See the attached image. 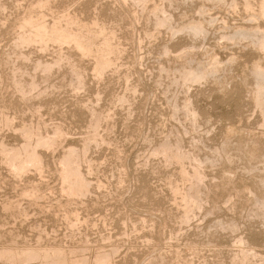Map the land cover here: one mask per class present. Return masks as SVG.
<instances>
[{
	"label": "rangeland",
	"instance_id": "obj_1",
	"mask_svg": "<svg viewBox=\"0 0 264 264\" xmlns=\"http://www.w3.org/2000/svg\"><path fill=\"white\" fill-rule=\"evenodd\" d=\"M37 1L38 0H0V119H2L0 122H3V128L0 130V140L3 139L0 141V143H2L0 148L2 146V149H4L2 152V149L0 150V227L3 226V229H0V243H2L0 246L6 245L8 248L13 247L14 249H12L14 251L22 252L23 249L29 246L39 244L44 247L47 245L45 248L48 251L50 250L49 252L51 253V256L53 255L54 259H62V257L59 256V254H61L64 259L66 258L67 264H71L70 258L72 256L75 258H82L86 256L85 258L87 259L88 264H92L93 262V264H95V262H98L99 258L103 254H108L107 256L111 260V264H264V258H262L264 257V214L260 213L261 211L259 212V209L255 211L257 206H255V203L253 202V194L250 192V188L253 187H255L254 189L257 188L256 190L258 192H262L264 190V187H260V189H258V183L260 181L258 180L260 179L259 175L262 176L264 174L261 173L264 172V168H261L264 167V148L261 146L258 148L260 151L263 150L262 152L258 150L259 154L261 153L259 157H252L254 160L256 159L255 161H257V163L259 161L260 164L251 160L252 158H250V156L249 160L246 159L248 157L245 155V152L240 153L238 150L239 147L245 146L244 149H248L247 146L252 147V145H254V141H256L258 137L259 139L264 140V117L260 114L258 108L255 107L252 100H250L251 90L254 87V78L253 76L251 77L252 74L250 73L251 71H249V69L252 70V67L256 62L255 60H257V62H264V58H261L263 55L256 48H254L249 40L247 41V39H244V42L243 40L228 42L229 39L226 37V35L231 34L229 32H233L237 26L239 27L244 24L245 26H250L251 23L248 21L250 16L248 13H257L259 1L245 0V2L250 1L251 4H253L254 1L257 2V4L254 2L255 4H253V7L256 8L254 11L250 10L251 12L244 10V7L241 5L245 3L244 0H238V2L237 0H215L213 2L212 0L211 2H208L209 0H174V2L173 0H54L55 3L53 0H46L47 2H45V0H40L41 2L38 1V4ZM39 2L41 6H39ZM35 3L36 6L38 5L37 7H35ZM218 3L221 4L219 5ZM237 3H241L240 9L239 4ZM42 4L45 6L48 4L49 7L48 5L46 6L48 10L51 9L50 7L54 10H58H55L56 12L54 10H50L51 14L47 8L44 9V5ZM230 4H233V6L235 4L236 5L235 7H230ZM3 6L5 8H3ZM31 6L34 7V9L31 8ZM64 6H67L66 10H64ZM26 7H29L27 8L28 10L31 9L30 13L33 14L35 19L38 18L41 13L39 9L42 10V8L40 7H43V18H38L37 21L33 20V24L36 22L34 25L42 22L41 20H43V22L46 20L44 23H49L50 25L55 22L65 25L67 24L65 14L68 10L70 15L73 14L71 17L75 22L74 24L71 20V31L75 34L80 33V36L83 37H87L90 33V36H88L89 39H87V41L89 40L88 42H91L93 39H97L99 41H96L101 43L102 40L98 38L99 30L105 26H107L105 29L107 28L106 30H108L110 27L109 31H113L111 37L114 40L111 41L112 39L110 37V43L114 42L115 45L111 43L112 48L115 46L117 49L116 50L115 47L113 48L114 54L111 56L117 61L113 60L115 62L112 63V68L110 67L111 65L107 67L105 69V73L107 72V75L103 73L104 75H102L103 77L101 78L98 75L96 76L93 71V67H95L94 56H78L73 47L71 46L70 48L69 45L61 48L58 46V43H54L56 45L52 42L45 44L44 42L39 43V40H33L30 29L34 25L31 24L32 26H28L29 28L26 27V29L30 32L19 26L21 20L25 19V14L23 12ZM200 7H205L204 9H206V12L202 11L203 9ZM59 8L63 9L60 10ZM163 8L164 10L161 11ZM241 8H243V10ZM27 9V12H25L30 16L31 14ZM72 11L74 13H72ZM58 13H60V15ZM246 13L247 15H245ZM36 14H38V16ZM44 14L47 17H44ZM28 15L26 17H28ZM63 15L65 19L63 18ZM75 15L79 16L76 17L78 20L75 19ZM56 16L60 17L56 18ZM161 16L162 18L167 16V23H159L158 19H161L159 18ZM210 17L213 18L211 19ZM53 18L55 19L54 22L52 20ZM199 18H201V20L204 19L203 21L205 22L208 30L206 33L207 35H204L205 38L202 36V39L199 37V40H193V38L189 36L188 32L186 34V31L182 29L185 27L184 25H187V22L189 23L191 20H198ZM246 18L248 20H246ZM63 19L66 23L63 22ZM79 19L82 21L84 20L85 22L90 21L91 24L90 22L86 23H89V26L95 21L98 23L95 22V25L92 26L93 28L91 26L88 27V25L86 27L84 26L85 28H82L83 25H85V22H80ZM76 21L80 24L77 25ZM97 24H100V29H98L99 27ZM80 25H82V27ZM221 25H225L224 28L222 27L223 29L221 28ZM80 27L84 32L80 29ZM75 30L78 32L76 33ZM80 30L86 35H82ZM88 30L92 31L89 32ZM176 30L177 33L174 34ZM26 31L28 33H26ZM24 32L25 34L22 35ZM17 35H20L21 39H23V43H21L22 41H20V38H18L19 36ZM14 38L17 41H15ZM24 40H26L25 45ZM28 41H36L37 43H34V45L30 42L31 44L28 45ZM38 43L39 45H37ZM41 43H44L43 48L46 45L49 47H45L46 49H43L41 46L43 44ZM19 44L22 46H20L21 49L20 47L18 48ZM191 45L195 46L193 48L194 50L191 48ZM36 46L37 49H35ZM38 46H41V51L38 49ZM120 46H122L124 50ZM23 47L25 49H22ZM60 49H62V51L66 49L67 51L65 50L66 52L64 51L62 53ZM118 49L120 54L116 52ZM120 49H122V51ZM59 54L62 56L59 57ZM65 54L66 56H73V60H76L75 62L78 67H76V64H72V67L73 65L75 67H73L74 69H71V63L69 65L67 62L69 59L67 58V61H65ZM22 55L25 56V58H20ZM231 55H237V59H235V56L233 59V56ZM217 56L220 59H216L215 57ZM87 57L89 58L87 59ZM260 59L262 60L260 61ZM216 60H221L219 62L221 65H219L218 72L215 75L216 78L212 76L207 81L194 83L192 85L188 84L189 86L184 85L182 80H179L182 78L180 75L183 74L181 71L186 68L191 66L199 67L201 62H203L201 66L203 64L208 66ZM232 60H234L235 63ZM228 61H230V64ZM41 62H50L56 66L54 65L52 71L46 74L44 70H41ZM196 62L199 64L196 65ZM115 63L118 64L116 65ZM80 67H83V70ZM76 68L80 69L79 72L82 70L81 74L83 75L78 73L80 76H76L75 73L78 72L76 71ZM70 70H72V72ZM127 71L128 73H126ZM73 77H77L76 80L78 81H75L76 84L74 83L75 78ZM81 77H84L85 80ZM16 78H18V80ZM19 78L21 79L20 82ZM72 78L74 80H72ZM31 80L32 82H36L37 87L33 89L34 91L32 90L29 92L28 89H30L29 85L31 84ZM175 80L176 82L179 80V83L177 84L174 82ZM13 82H15L16 86ZM23 82L26 83L23 84ZM28 82H30V84ZM180 82L182 84H180ZM218 83H220V86ZM27 84L29 85L27 86ZM21 87L24 88V90L25 88L28 90H25L29 93H27L29 95V97L26 96L27 99H23V93L19 90ZM185 97L190 99L195 104L194 108L196 110L198 109V113L200 114L198 119L200 125L198 123L195 128L193 127L191 121L187 120L188 118L185 116L181 107L187 100ZM123 98L125 99L123 100ZM89 105L92 107V110L89 108ZM178 105L179 107L176 108L175 106ZM1 111L3 112L1 113ZM90 111L101 114L99 123H102H98L99 126L95 128L89 124L91 123L90 121H92L90 120L92 113ZM3 113H5L8 118ZM8 113L10 115H8ZM3 115L5 117L2 118ZM7 119L10 120L11 124H5ZM2 122L0 123V127H2ZM27 123L28 125L31 123L37 132L40 131L50 134H53L55 129H59L58 126H60V129L61 127L62 129H59L61 131L59 135L60 137L63 135V137H61L62 140L60 139L62 141L61 143L59 140L60 137L58 136L55 144H59L57 147L55 144V146H52L54 151L51 148H49V150H43L42 166L40 165L38 168H29V172H26L24 177L23 175L19 176L21 179V181H19L18 176L14 175L11 170H9L10 168L5 164L6 162H3L5 160L4 153L6 154L5 149L9 151L11 148L16 149L17 146L21 147L25 138L22 134V129H18V127L22 128ZM35 124H39L37 126L38 128ZM10 125L13 127H10ZM90 129L91 132H89ZM233 129L235 130L233 131ZM67 134L68 136H66ZM87 136H90V140L86 138ZM176 136L181 139H176ZM245 136L247 137L245 138ZM227 137L228 141L225 139ZM164 139L166 141L169 139V145L171 144L170 146L173 148L177 146V143L181 144L180 146H183V148H181L183 153H186V155L190 154V157L194 155L199 158L204 157V160L201 158L204 162L199 164V169L201 172V168L204 169L203 171L205 172L202 173H205L204 176L206 177L201 183V187L204 185L203 188H205V186L208 185L205 189V192H208L205 194L204 190H202L204 193H202V198L206 199H202V207L200 210H197V212L200 211V214H195V216L187 222L183 221L185 218L182 216L184 215V210H182V203L180 201L181 195L178 193L175 194L176 192L174 193V190H171L172 188H170V186L172 187L177 180L181 181H178L177 183H180L182 188L185 185V187H188L187 185L190 183H187L188 181L185 182V180L181 178L182 175L181 172H179L181 166L177 163V161H169L165 155H163L164 157L162 156V146L165 143ZM251 139L254 140L252 143H250L252 141ZM242 140L247 146L244 145L245 143ZM162 142L163 144L161 145ZM223 142H228L233 145L229 144L230 149L227 148V151L232 154V151L234 150V155L235 152L237 153L235 157L233 154L231 155L234 157L235 161L230 163L226 159L227 155L225 153L221 158L222 161L220 159L219 164H217L218 162L215 164L216 166L212 165L208 161H205V158L213 152V149H222L221 145H224ZM85 143H89L90 149H88L86 153L87 157L84 155L80 158V164L84 163L81 165V168L87 180H92L89 183L90 186L88 195L85 194L87 196H80V198H78V196H69L66 192L65 194L67 195H65L63 193L64 191H61L63 190L64 182L60 174L61 171L58 170L61 168L60 160L64 153L70 148L69 146L76 147L81 150ZM7 145H10L11 147ZM66 146L68 147L66 148ZM214 146L216 147L214 148ZM231 147L234 148L231 150ZM189 151H191V153H189ZM192 152H194L193 155H191ZM195 152L198 153L196 154ZM166 159L170 162V164ZM188 160L191 161L190 159H184V165L186 164L185 167H187V170L192 174L196 165H193L194 163H191ZM187 163L192 164L193 166H190ZM232 163L234 165H232ZM88 164H91L92 166H89ZM249 164L251 168L254 165L253 167L256 169L251 171ZM255 164H257V167ZM87 165L90 168H88ZM230 167L232 170L229 169ZM39 168L42 170L40 171ZM87 169L93 170L94 173L91 170L87 173ZM222 169L226 171V174H220V171H222V173L224 171ZM233 169H236L234 171L236 174H234ZM247 169H249V171ZM257 169L260 171L262 169L260 174H258L259 172H256L258 171ZM231 173H233V175H231ZM225 176H232L231 180L229 179V183L228 179H225ZM14 177H17V179L15 180ZM233 177H235V179ZM169 179L173 180V184L170 185V183H168L172 181ZM10 181H14V185ZM209 181H211V183ZM222 183L224 186L217 189L216 185H221ZM249 185L252 186L250 187ZM32 186L38 193L35 192V194L33 192L34 190L32 189ZM60 187L62 189H60ZM185 187L183 190L189 188ZM29 188L32 190H29ZM23 189L28 192L30 191L29 193L33 192L34 195L27 192L25 196L24 193L22 194V192H24L22 191ZM210 189H213V192H215H211ZM188 190H185V192ZM173 193L174 195H177V198L176 196L173 197ZM230 194H232V200L228 201ZM239 194L243 196H240ZM29 195H33L32 198H34V201H31L33 199H31ZM36 195L43 197L38 200L39 197ZM35 197H37V199ZM63 197L67 198L64 199ZM173 198H175V200H179V203L177 200V203H175ZM71 199L73 201H71ZM8 200H11L12 203ZM68 200L70 201L68 202ZM4 201H6V203H4ZM18 202L19 204H17ZM38 202L41 206L40 204L37 205ZM67 202L69 203L68 205ZM50 203L52 205H50ZM60 203L64 209H62ZM203 203L205 205H203ZM4 204L6 205L4 206ZM35 204L37 206H34ZM214 204L219 209L215 208ZM46 206L47 208L49 207L50 210H48L49 208L47 209ZM211 206H213L216 211H214ZM22 208L24 210L27 209V212H25ZM71 210L73 211V214L70 213L72 212ZM20 212L21 215H19ZM55 212L58 217L55 215ZM12 213H14V215ZM24 213L27 214V216L24 215ZM76 214L80 220L76 222L77 225L74 223L76 228L73 223L69 224L70 227L74 226L73 228H70L68 226V222H71L69 219ZM8 215L10 216L8 217ZM22 215L24 216L23 218ZM62 215L65 216L63 217ZM24 218L26 220H24ZM82 219H84V221ZM233 219L234 221H237V228L235 230H230L227 225L230 220ZM95 221L96 223L92 224V222ZM180 221H182V223H180ZM79 223H81L80 226ZM33 226L35 228H33ZM106 235L107 237L104 239ZM108 236H110L109 240H107ZM11 237L14 240L11 239ZM43 238L44 240H42ZM86 238L88 239V242ZM102 238L104 241H107L109 245L107 242V245H105ZM37 240L39 242H37ZM11 241H14V244ZM7 242L10 243V247ZM116 242L119 245L116 244ZM15 243L21 245L18 246ZM23 243H25V245H22ZM49 244L51 246H49ZM18 249H21L22 251H18ZM97 250L99 252H97ZM112 250L116 251V253H114L115 255ZM55 251L56 253L59 252L58 255ZM103 251H106L107 253ZM72 252L74 255H71ZM83 252H85V254ZM67 253H71V257L66 256ZM56 255L58 258L54 257ZM97 256H100L98 257V260ZM68 257L70 258L68 259ZM48 259L49 260L44 261L37 260L38 262L34 261L31 264H47V261H49L48 263L50 264H54L53 261L55 260H51L52 257ZM94 259L96 260L93 261ZM2 260L3 259H0V264H15V262L6 263ZM114 260H116V263ZM39 261L41 262L39 263Z\"/></svg>",
	"mask_w": 264,
	"mask_h": 264
},
{
	"label": "bare ground",
	"instance_id": "obj_2",
	"mask_svg": "<svg viewBox=\"0 0 264 264\" xmlns=\"http://www.w3.org/2000/svg\"><path fill=\"white\" fill-rule=\"evenodd\" d=\"M38 1H40V0H38ZM38 1H37V4H38ZM44 1V0H43ZM54 1V0H53ZM58 1V0H57ZM79 1V0H78ZM82 1V0H81ZM85 1V0H84ZM123 1V0H122ZM171 1V0H170ZM169 1V2H170ZM176 1V0H175ZM213 1H215V0H212V2ZM224 1V0H223ZM234 1V0H233ZM257 1V0H256ZM259 1V2H258ZM257 2L259 3L258 4V9H257V13L255 12V13H253V14H250V13H248L250 10H255V8L253 7V4H257V2H253V4H251V2L250 1H246L245 2V0H244V4H241V3H237V4H239V9H240V4L244 7V10H247L248 12V14H249V16H250V19L248 20L247 18H246V20H248V21H250V26L248 25V26H245V24L244 25H242V26H237V28L236 29H234V31L233 32H231L230 30V32L229 33H231V34H229V35H226V37L229 39H227L228 40V42L230 41H238V40H243V42H244V39L246 40L247 39V41L249 40L250 41V43L254 46V48H256L263 56H261V58L263 57L264 58V0H258ZM41 2V1H40ZM40 2H39V6H41V4H40ZM45 2H47L46 0H45ZM50 2V1H49ZM49 2H48V4H49ZM141 2V1H140ZM168 2V3H169ZM173 2H174V0H173ZM182 2V1H181ZM201 2V1H200ZM208 2H211V0H209ZM207 2V3H208ZM221 2V1H220ZM237 2H238V0H237ZM241 2V1H240ZM54 3H55V1H54ZM226 3V2H225ZM233 3V2H232ZM47 4V5H48ZM206 4V3H205ZM219 4V3H218ZM221 4V3H220ZM219 4V5H220ZM234 4V3H233ZM233 4H230V7L231 6H233ZM3 5V4H2ZM42 5H44V4H42ZM46 5V6H47ZM210 5V4H209ZM236 5V4H235ZM235 5L233 6V7H235ZM33 6V5H32ZM31 6V8H33L34 9V7H32ZM38 6V5H37ZM36 6V3H35V7H37ZM45 5H44V9L45 8H47ZM203 6H205V5H203ZM202 6V7H203ZM207 6V5H206ZM257 6V5H256ZM0 7H1V5H0ZM48 7H49V5H48ZM65 7V6H64ZM67 7V6H66ZM64 8V10H66L67 8ZM127 7V6H126ZM133 7V6H132ZM202 7H200V8H202ZM232 7V8H233ZM237 7V6H236ZM3 8H5L4 6H3ZM19 8V7H18ZM27 8H29V7H26V9ZM40 8H42V10L41 9H39V11H41V13H40V15H39V19H42L43 18V7H40ZM51 9L50 10H54V9H52V7H50ZM56 8V7H55ZM159 8V7H158ZM157 8V9H158ZM205 8V7H204ZM204 8H202L201 10L202 11H205L206 9H204ZM207 8V7H206ZM218 8V7H217ZM232 8H230L231 10H233ZM26 9H24V14H25V19L23 20H21V22H20V27H22V28H25L26 29V27H28V26H30L31 24L32 25H34V24H36V22L33 24V20H35V21H37V19L38 18H36L35 19V17L33 16V14H31L30 13V10H28L29 11V13L31 14L30 16L26 13L27 11H26ZM60 9V8H59ZM63 8H61L60 10H62ZM208 9V8H207ZM213 9V8H212ZM242 10H243V8H241ZM21 10V9H20ZM23 10V9H22ZM38 10V9H37ZM47 10H48V8H47ZM50 10H48V11H50ZM55 10H58V9H55ZM54 10V11H55ZM63 10V11H64ZM132 10V9H131ZM138 10V9H137ZM159 10V9H158ZM164 10V8L161 10V11H163ZM167 10V9H166ZM200 10V11H201ZM238 10V9H237ZM4 11V10H3ZM26 11V12H25ZM33 11V10H32ZM36 11V10H35ZM45 11V10H44ZM130 11V10H129ZM161 11H159V12H161ZM1 12V11H0ZM20 12V11H19ZM37 12V13H38ZM47 12V11H46ZM56 12V11H55ZM60 12V11H59ZM65 12V11H64ZM63 12V13H64ZM128 12V11H127ZM152 12V11H151ZM155 12V11H154ZM206 12V11H205ZM232 12V11H231ZM251 12V11H250ZM33 13H34V11H33ZM48 13V12H47ZM46 13V14H47ZM50 13H51V11H50ZM72 13H74L73 11H72ZM202 13V12H201ZM204 13V12H203ZM243 13V12H242ZM245 13V12H244ZM247 13L245 14V15H247ZM23 14V15H24ZM28 15V17H26L27 15ZM49 14V13H48ZM47 14V15H48ZM52 14V13H51ZM54 14V13H53ZM59 15H60V13H58ZM62 14V13H61ZM76 14V13H75ZM158 14V13H157ZM22 15V14H21ZM37 16H38V14H36ZM50 15V14H49ZM73 15V14H72ZM72 15H70V13H69V11L67 10L66 11V14H65V18H64V15H63V18L65 19V20H67V24H65V25H63V24H61V23H57V22H55V23H53L52 25H50L49 23V25L48 24H46V23H44V22H46V20L43 22V20H41L42 22H40V23H38L37 25H34V26H32L31 27V33H32V38H33V40H39V43L40 42H44L45 44L46 43H49V42H52L53 44L54 43H58V46H60L61 48H63L64 46H70V48H71V46L73 47V49H74V51L76 52V54L78 55V56H85V55H91V56H94L95 57V67H93L94 69H93V71H94V73L96 74V76L98 75V76H100L101 78L103 77L102 75H104L103 73H105V69L107 68V67H109L110 65V67L112 68V63L113 62H115V61H117V60H115L112 56V54H114V51H113V48L115 47V46H113V48H112V44L111 43H113V45H115L114 44V42H111L110 43V37L112 36V34H113V31H109V29H110V27H109V29L108 30H106L105 29V27H107V26H105L104 28H102V29H100V24L98 25L97 24V26L99 27H97L98 29H100L99 30V32H98V38L99 39H101L102 41H101V43L99 42H97V41H99V40H95V39H93L91 42H88L87 41V39H89L88 38V36H90L89 34H88V36L87 37H83V36H80V33H77L78 31L77 30H75V32L77 33V34H75V33H73L72 31H71V29H70V27H72L71 25H72V23H71V20H72ZM160 15V14H159ZM158 15V16H159ZM165 15V14H164ZM244 15V16H245ZM32 16V17H31ZM151 16V15H150ZM162 16H163V14H162ZM162 16L161 17H159V18H161V19H158L159 20V23H165L166 21H168V18H167V16H164L163 18H162ZM173 16V15H172ZM243 16V17H244ZM21 17V16H20ZM44 17H47V16H45V14H44ZM58 17H60V16H56V18H58ZM75 17V19H76V17H79L78 15L76 16H74ZM73 17V18H74ZM234 17V16H233ZM21 18H23V17H21ZM34 18V19H33ZM55 18V17H54ZM52 19L53 20V22L55 21V19ZM62 18V17H61ZM91 18V17H90ZM128 18V17H127ZM211 18V17H210ZM209 18V19H210ZM213 18V17H212ZM211 18V19H212ZM215 18V17H214ZM63 19V20H64ZM94 19H96V18H94ZM125 19V18H124ZM132 19V18H131ZM196 19V18H195ZM191 20V22H187L186 24L187 25H184L182 28V30H184V31H186L185 33L187 34V32H188V34H189V36H191L192 38H193V40L194 39H197V40H199V37H201V39H202V36L204 37V35L207 33V28H206V24H205V22L203 21V20H201V18H199L198 20ZM216 19V18H215ZM63 21L64 23H66V21ZM74 20V19H73ZM72 20V22H74ZM76 20H78V19H76ZM80 20V19H79ZM97 20V19H96ZM18 21V20H17ZM57 21V20H56ZM82 20H80V22H81ZM102 21V20H101ZM133 21V20H132ZM170 21H171V18H170ZM210 21V20H209ZM226 21V20H225ZM16 22V21H15ZM39 22V21H38ZM59 22V21H58ZM77 22V21H76ZM82 22H85L84 20L82 21ZM87 22H90V21H86L84 24L85 25H83V27H82V25H80L82 28H85L88 24H86ZM94 22V21H93ZM96 22V21H95ZM95 22L92 24V25H90L91 27L93 26V25H95ZM175 22V21H174ZM210 22H212V21H210ZM214 22V21H213ZM263 22V23H262ZM96 23H98V22H96ZM167 23V22H166ZM170 23V22H169ZM70 24V25H69ZM74 24H75V22H74ZM78 24H80L79 22H77V25ZM83 24V23H82ZM90 24H91V22H90ZM104 24V23H103ZM171 24V23H170ZM172 24H173V22H172ZM212 24V23H211ZM227 24V23H226ZM18 25V24H17ZM76 25V26H77ZM157 25V24H156ZM16 26V25H15ZM14 26V27H15ZM74 26V25H73ZM85 26V27H84ZM89 25H88V27H90ZM162 26H164V25H162ZM165 26H167V25H165ZM171 26V25H170ZM174 26V25H173ZM211 26V25H210ZM224 26L225 25H221V28L223 27L224 28ZM20 27H18L19 29H21ZM80 27V29L82 30V28ZM95 27V26H94ZM103 27V26H102ZM168 27H169V24H168ZM233 27V26H232ZM29 28V27H28ZM79 28V27H78ZM93 28V27H92ZM114 28V27H113ZM131 28H133V27H131ZM172 28V27H171ZM174 28V27H173ZM180 28V27H179ZM222 28V29H223ZM1 29V28H0ZM15 29V28H14ZM175 29V28H174ZM226 29V28H225ZM23 30V29H22ZM27 30V29H26ZM80 30V31H81ZM87 30V29H86ZM96 30V29H95ZM113 30V29H112ZM115 30V29H114ZM173 30V29H172ZM178 30V29H177ZM177 30H176V32H174V34H176L177 33ZM181 30V31H182ZM28 31V30H27ZM26 31V33H28V32H30V31H28L27 32ZM83 31V30H82ZM81 31V33H82V35H86V34H83V32ZM89 31V30H88ZM90 31H92V30H90ZM89 31V32H90ZM116 31V30H115ZM174 31V30H173ZM179 31H180V29H179ZM178 31V32H179ZM23 32V31H22ZM21 32V33H22ZM226 32V31H225ZM20 33V34H21ZM88 33V32H87ZM93 33H95V32H93ZM93 33H91V34H93ZM97 33V32H96ZM117 33V32H116ZM116 33H114V34H116ZM228 33V32H227ZM17 34V33H16ZM25 34V32L22 34V35H24ZM79 34V35H78ZM156 34V33H155ZM223 34V33H222ZM21 35V36H22ZM30 35V34H29ZM207 35V34H206ZM17 36H19L18 38H20V41H22L23 39H21V37H20V35H17ZM25 36H27V35H25ZM25 36H23V37H25ZM92 36V35H91ZM94 36H95V34H94ZM93 36V37H94ZM220 36H222V35H220ZM224 36V35H223ZM27 37H30V36H27ZM85 39H83V38ZM92 37V38H93ZM96 37V38H97ZM114 37V36H113ZM115 37H116V35H115ZM118 37V36H117ZM91 38V37H90ZM191 38V39H192ZM205 38V37H204ZM222 38V37H221ZM17 39V38H16ZM25 39V38H24ZM27 39H29V38H27ZM111 41H114L113 40V38L111 37ZM117 39V38H116ZM14 40H15V38H14ZM30 40V39H29ZM120 40V39H119ZM15 41H17V40H15ZM14 41V42H15ZM117 41V40H116ZM196 41V40H195ZM13 42V43H14ZM24 45L26 44V40H24ZM29 43H28V45H30L31 43L30 42H32V41H28ZM118 42V41H117ZM116 42V43H117ZM120 42V41H119ZM194 42V41H193ZM233 42H232V44H233ZM240 42H242V41H240ZM21 43H23V41L21 42ZM20 43V44H21ZM33 44L34 43H37L36 41L35 42H32ZM39 43L37 44V45H39ZM44 43H41V44H43V45H41L42 46V48H43V46H44ZM134 43V42H133ZM223 43V42H222ZM238 43V42H237ZM19 44V46H18V48L21 46ZM56 44H54V45H56ZM194 44V43H193ZM235 44V43H234ZM245 44V43H244ZM249 44V43H248ZM250 44V45H251ZM15 45V44H14ZM35 45V44H34ZM34 45H32V46H34ZM119 45V44H118ZM121 45V44H120ZM227 45V44H226ZM27 46V45H26ZM40 46V47H41ZM52 46V45H51ZM116 46H117V44H116ZM170 46V45H169ZM192 46V45H191ZM190 46V47H191ZM198 46V45H197ZM196 46V47H197ZM247 46V45H246ZM15 47V46H14ZM22 47V46H21ZM21 47H20V49H21ZM25 47V46H24ZM22 48V49H25V48ZM35 47V46H34ZM39 47V46H38ZM38 48L39 50L41 49V48ZM45 47H47V45L45 46ZM44 47V48H45ZM49 47V46H48ZM47 47V48H48ZM53 47V46H52ZM51 47V48H52ZM59 47V48H60ZM121 48H123L122 46H120ZM195 46H192L191 48L193 49ZM200 47V46H199ZM43 48V49H44ZM50 48V49H51ZM117 48H119V47H117ZM189 48V47H188ZM35 49H37V46H36V48ZM46 49V48H45ZM56 49V48H55ZM72 49V50H73ZM115 49H116V47H115ZM247 49V48H246ZM256 49H255V51H256ZM33 50V49H32ZM42 50V49H41ZM40 50V51H41ZM49 50V49H48ZM61 51H62V49H60ZM66 50V49H65ZM65 50H63L62 51V53L65 51ZM69 50V49H68ZM72 50H70V51H72ZM117 50V49H116ZM121 51H122V49H120ZM123 50H124V48H123ZM194 50V49H193ZM202 50V49H201ZM56 51V50H55ZM54 51V52H55ZM58 51V50H57ZM67 51V50H66ZM65 51V52H66ZM118 51H119V49H118ZM118 51H116L117 53H119L120 54V51L118 52ZM257 51V52H258ZM44 52V51H43ZM60 52V51H59ZM113 52V53H112ZM124 52V51H123ZM199 52V51H198ZM216 52V51H215ZM236 52V51H235ZM10 53V52H9ZM8 53V54H9ZM62 53H60V54H62ZM70 53V52H69ZM166 53V52H165ZM193 53V52H192ZM196 53V52H195ZM16 54V53H15ZM24 54V53H23ZM58 54V53H57ZM59 54V57L60 56H62V55H60ZM116 54V53H115ZM122 54V53H121ZM185 54V53H184ZM233 54V53H232ZM56 55V54H55ZM112 55V56H111ZM116 55H118V54H116ZM202 55V54H201ZM57 56V55H56ZM64 56V55H63ZM65 56H66V54H65ZM68 56V57H67ZM66 56V60L65 61H67V58L69 59L67 62H68V64L70 65V63H71V69L73 68V67H75L74 65H73V67H72V64H76V60H73L74 59V57L73 56H71V55H67ZM112 58H111V57ZM119 56V55H118ZM231 56H233V55H231ZM235 57L237 56V55H234ZM234 56H233V59H234ZM16 57V56H15ZM19 57V56H18ZM22 57H24L25 58V56H21L20 58H22ZM116 57V56H115ZM196 57V56H195ZM194 57V58H195ZM259 57V56H258ZM62 58V57H61ZM81 58H83V57H81ZM89 57H87V59H88ZM118 58V57H117ZM188 58V57H187ZM212 58V57H211ZM216 59H220L218 56L217 57H215ZM231 58V57H230ZM19 59V58H18ZM23 59V58H22ZM21 59V60H22ZM31 59V58H30ZM190 59H192V58H190ZM213 59H214V57H213ZM235 59H237V57L235 58ZM9 60H11V59H9ZM59 60V59H58ZM61 60V59H60ZM64 60V59H63ZM79 60V59H78ZM113 60H115V61H113ZM195 60V59H194ZM227 60V59H226ZM231 60V59H230ZM259 60V59H258ZM262 59H260V61H261ZM12 61V60H11ZM17 61V60H16ZM55 61H56V59H55ZM62 61V60H61ZM60 61V62H61ZM192 61V60H191ZM221 61V60H220ZM220 61H218V60H216V61H214L212 64H210V65H208L209 64V62L207 61V65L208 66H205L204 64V66L202 65L201 66V64L203 63V62H201V64H199V63H197L196 65H200L199 67L197 66V67H188V68H186L185 70H183V71H181V72H183V74H181L180 76H182V78H180L179 80H182V82H183V84L184 85H187V86H189L188 84H194V83H202V82H204V81H207V80H209V78L210 77H212V76H214L215 77V75L217 74V72H218V69H219V65H221V64H219V62ZM232 61H234V60H232ZM231 61V62H232ZM256 62H255V64H254V66L252 67V70H250L249 69V71H251L250 73L252 74L251 75V77L253 76V78H254V87H253V85H252V90H251V98H250V100H252V102L254 103V105H255V107H257L258 108V110H259V112H260V114L264 117V62H257V60H255ZM264 61V60H263ZM67 62H66V64H67ZM223 62V61H222ZM229 62V64H230V61H228ZM9 63V62H8ZM11 63V62H10ZM19 63H20V61H19ZM44 63V62H43ZM42 62H41V64L40 65H42V69L41 70H44V72L47 74V73H49L50 71H52V69L54 68V65L55 64H51L50 62H46V63H44L43 64ZM53 63V62H52ZM64 63V62H63ZM88 63V62H87ZM94 63V62H93ZM189 63H191V62H189ZM206 63V62H205ZM234 63H235V61H234ZM80 64V63H79ZM116 65L118 64V63H115ZM179 64V63H178ZM187 64V63H186ZM38 65H39V63H38ZM63 65V64H62ZM115 65V66H116ZM167 65V64H166ZM185 65V64H184ZM191 65H193L192 63H191ZM227 65V64H226ZM226 65H223V66H226ZM56 66V65H55ZM80 66V65H79ZM173 66V65H172ZM38 67V66H37ZM76 67H78L77 66V64H76ZM222 67V66H221ZM220 67V68H221ZM81 68V67H80ZM83 68V67H82ZM81 68V69H82ZM171 68H173V67H171ZM232 68V67H231ZM74 69V68H73ZM77 69V68H76ZM165 69V68H164ZM14 70H16V69H14ZM79 68L76 70V71H78L77 73H75V75L77 76V75H79L78 73H80L81 74V72H82V70L79 72ZM221 70V69H220ZM229 70V69H228ZM39 71V70H38ZM71 72H72V70H70ZM110 71V70H109ZM165 71V70H164ZM169 71V70H168ZM29 73V72H28ZM93 73V74H94ZM107 73V72H106ZM105 73V74H106ZM118 73V72H117ZM126 73H128V71L126 72ZM178 73V72H177ZM72 74V73H71ZM70 74V75H71ZM242 74V73H241ZM24 75V74H23ZM81 75H83V74H81ZM107 75V74H106ZM117 75V74H116ZM222 75V74H221ZM80 76V75H79ZM112 76V75H111ZM179 76V77H180ZM248 76V75H247ZM13 77H14V75H13ZM12 77V78H13ZM100 77H99V79H100ZM107 77V76H106ZM178 77V78H179ZM218 77V76H217ZM220 77V76H219ZM11 78V77H10ZM73 78H75V77H73ZM72 78V80H74ZM80 78V77H79ZM82 78V77H81ZM84 78V77H83ZM82 78V79H83ZM105 78V77H104ZM122 78V77H121ZM127 78V77H126ZM216 78V77H215ZM214 78V79H215ZM17 80H18V78H16ZM27 79V78H26ZM77 79V77L75 78V80H74V83H75V81H78V80H76ZM173 79V78H172ZM246 79V78H245ZM10 80H12V79H10ZM20 78H19V82H20ZM34 80V79H33ZM84 80H85V78H84ZM178 80V81H179ZM220 80V79H219ZM15 81V80H14ZM80 81V80H79ZM100 81V80H99ZM127 81V80H126ZM176 82V80L174 81V82H176L177 84L179 83V82ZM222 81V80H221ZM224 81H225V78H224ZM243 81V80H242ZM16 82V81H15ZM15 82H13L14 84H15ZM22 82V81H21ZM81 82V81H80ZM80 82H78V83H80ZM123 82V81H122ZM247 82V81H246ZM12 83V84H13ZM26 83V82H25ZM24 82H23V84H25ZM29 84H30V82H28ZM84 83V82H83ZM29 84H27V86L29 85ZM72 84V83H71ZM76 84V83H75ZM136 84V83H135ZM180 84H182L181 82H180ZM219 84V86H220V83H218ZM228 84V83H227ZM37 84H36V82H32V80H31V84L29 85L30 86V89H28L29 90V92H31L33 89H35V87H37L36 86ZM77 85H79V84H77ZM81 85V84H80ZM190 85V86H191ZM245 85V84H244ZM14 86V85H13ZM15 86H16V84H15ZM14 86V87H15ZM18 86H19V84H18ZM54 86V85H53ZM76 86V85H75ZM83 86H84V84H83ZM83 86H82V88H83ZM127 86V85H126ZM128 86H130V85H128ZM183 86V85H182ZM187 86H186V88H187ZM227 86V85H226ZM249 86H251V85H249ZM23 87V86H22ZM20 88L19 90H20V92H22L23 94V99H25L26 98V96H28L29 97V93L28 92H26V91H28V90H26V88H25V90H24V88ZM25 87H26V85H25ZM46 87V86H45ZM44 87V88H45ZM71 87V86H70ZM77 87H80V86H77ZM224 87V86H223ZM16 88V87H15ZM14 88V89H15ZM28 88V87H27ZM55 88V87H54ZM182 88V87H181ZM226 88V87H225ZM250 88V87H249ZM49 89V88H48ZM128 89V88H127ZM130 89V88H129ZM251 89V88H250ZM249 89V90H250ZM19 90H17V91H19ZM188 90V89H187ZM247 90V89H246ZM34 91V90H33ZM38 91H40V90H38ZM81 91V90H80ZM128 91V90H127ZM130 91V90H129ZM2 92V91H1ZM19 92V93H20ZM99 92V91H98ZM28 93V94H27ZM34 93V92H33ZM125 93V92H124ZM100 94V93H99ZM30 95H31V93H30ZM113 95V94H112ZM134 95V94H133ZM249 95V94H248ZM40 96V95H39ZM102 96V95H101ZM115 96V95H114ZM124 96V95H123ZM128 96V95H127ZM113 97V96H112ZM174 97V96H173ZM13 98H14V96H13ZM16 98V97H15ZM35 98V97H34ZM33 98V99H34ZM127 98V97H126ZM175 98V97H174ZM186 98V97H185ZM27 99V98H26ZM29 99V98H28ZM121 99V98H120ZM125 98H123V100H124ZM187 99V98H186ZM16 100V99H15ZM21 100H22V98H21ZM185 100V99H184ZM19 101V100H18ZM180 101V100H179ZM9 102H11V101H9ZM26 102V101H25ZM94 102V101H93ZM127 102V101H126ZM184 102V101H183ZM21 103V102H20ZM192 101L190 100V99H187L184 103H183V105L181 106L180 104V106L182 107V110L184 111V113H185V116L188 118L187 120H190L191 121V123L193 124V127L195 128V126H197V124L199 123L198 121V119H199V113H198V109L196 110L195 108H194V103H193V105H192ZM36 104V103H35ZM115 104V103H114ZM93 105H95V104H93ZM123 105V104H122ZM179 105L178 106H175L176 108L177 107H179ZM127 106V105H126ZM129 107V106H128ZM89 108L92 110V107L89 105ZM109 108V107H108ZM37 109V108H36ZM93 109H95V108H93ZM16 110V109H15ZM89 110V109H88ZM177 110V109H176ZM179 110H181V109H179ZM98 111H100V110H98ZM3 111H1V113H2ZM5 112V111H4ZM90 112H92V111H90ZM90 112H89V114H90ZM182 112V111H181ZM7 118H8V116L5 114V113H3ZM38 114V113H37ZM105 114V113H104ZM2 116V118L3 117H5V116ZM8 115H10L9 113H8ZM100 115L101 114H98V113H91V119L90 120H92V121H90L91 123H89L90 125H92V127H97V126H99L98 125V123L100 122L99 121V119H100ZM170 116V115H169ZM10 118V117H9ZM6 119V118H5ZM4 119V120H5ZM0 120H2V119H0ZM13 120V119H12ZM186 120V119H185ZM189 121V122H190ZM2 122V121H1ZM0 122V123H1ZM6 123L5 124H7V125H9V123L11 124V122H10V120L9 119H7L6 121H5ZM42 122V121H41ZM44 122V121H43ZM58 123V122H57ZM102 123V122H101ZM101 123H99V124H101ZM14 124V123H13ZM89 124H88V126H89ZM104 124V123H103ZM110 124V123H109ZM190 124V123H189ZM19 125H21V124H19ZM36 125V124H35ZM39 125V124H38ZM38 125H36V127L38 126ZM59 125V124H58ZM199 125H200V123H199ZM23 126V125H22ZM21 126V127H22ZM10 127H13V126H11L10 125ZM15 127H16V124H15ZM44 127V126H43ZM90 127V126H89ZM109 127V126H108ZM192 127V126H191ZM2 128H3V122H2V127H0V130H2ZM5 128V127H4ZM6 128H7V126H6ZM9 128V127H8ZM38 128V127H37ZM39 128H41V127H39ZM57 128V127H56ZM58 128L60 129V126H58ZM93 128V129H94ZM105 128V127H104ZM14 129V128H13ZM16 129V128H15ZM18 129H22V134H23V136H24V143L21 145V147L19 146H17L16 147V149L15 148H11L9 151L8 150H6L5 149V151H6V154L4 153V155H5V160H4V158H3V162L6 164V165H8L7 167H9L10 169L9 170H11V172L14 174V175H16V176H18V180L19 181H21V179L19 178V176H22L23 175V177H24V174L26 173V172H29L28 171V169L29 168H31V167H36V168H38V167H40V165L42 164V162H43V157H42V153H43V150H45V149H48L49 150V148H51L52 149V146L56 143V141H57V138H58V136L60 137V133H61V129H62V127H61V129L59 130V129H55V128H53V129H55V131H54V133L53 134H50V133H43V132H37V131H35L36 129H34V127H33V125L30 123L29 125H28V123L27 124H25L22 128H19L18 127ZM100 129V128H99ZM12 130V129H11ZM110 130V129H109ZM177 130V129H176ZM179 130V129H178ZM235 129H233V131H234ZM18 131V130H17ZM20 131V130H19ZM45 131V130H44ZM93 131V130H92ZM164 131V130H163ZM228 131H229V129H228ZM240 131V130H239ZM89 132H91V129H90V131ZM98 132H99V130H98ZM188 132V131H187ZM227 132V131H226ZM20 133V132H19ZM64 133V132H63ZM179 133V132H178ZM181 133V132H180ZM167 134V133H166ZM174 134V133H173ZM176 134V133H175ZM231 134V133H230ZM254 134V133H253ZM88 135H91V134H88ZM1 136V135H0ZM65 136V135H64ZM66 136H68V134L66 135ZM108 136V135H107ZM167 136V135H166ZM171 136V135H170ZM181 136V135H180ZM183 136V135H182ZM227 136H229V135H227ZM231 136V135H230ZM61 137H63V135L61 136ZM59 138V140L61 139L62 140V138ZM89 137L90 136H87L86 138H88L89 139ZM94 137H95V135H94ZM100 137V136H99ZM104 137V136H103ZM168 137V136H167ZM167 137H166V139H167ZM177 137V136H176ZM247 136H245V138H246ZM135 138V137H134ZM244 138V139H245ZM262 138V137H261ZM87 139V140H88ZM93 139V138H92ZM170 139V138H169ZM169 139L166 141L165 139V143L163 144V142L161 143V145L163 144V146H162V156L163 155H165L166 156V158L169 160V161H173V160H175V161H177V163H179V165L181 166V168H180V170H179V172H181V175H182V179L183 180H185V182L186 181H188L187 183H190V184H188L187 186L190 188H188V187H185V188H188V189H185V190H188V191H186L185 192V190H183L184 189V187L182 188L181 187V185H180V183L178 184L177 182L178 181H180V180H177V182L174 184V185H172V187L170 186V188H172L171 190H174V193L175 194H180L181 195V199H180V201H181V203H182V210H184V215H182V216H184V218H185V220L183 219V221H190L191 220V218L193 217V216H195V214H197V213H199L200 214V211L199 212H197V210H200L201 209V207H202V201L203 200H205V199H203L202 198V195L204 194L203 192H202V190H204V192H205V189L207 188V186L208 185H206L205 186V188H203L204 187V185L201 187V183L203 182V180H204V178H206L205 176H204V174L202 173V172H205V171H203L204 169L203 168H201L202 169V172H201V170L199 169L200 168V166H199V164L200 163H202V162H204L203 160H204V157H201L200 156V154H199V156L201 157V158H203V160H201V158H199V157H197V156H191L190 157V154L189 155H186V153H183V150L181 149V148H183V146L181 147L180 145L181 144H179V143H177L176 145V147H172V146H170L169 145ZM176 139H178V140H180L181 138H179V137H177ZM226 140L228 139V137L227 138H225ZM225 139H224V141H225ZM231 139V138H230ZM229 139V140H230ZM1 140H3V139H1ZM0 140V141H1ZM60 140V142L62 143V141ZM90 140V139H89ZM94 140V139H93ZM100 140V139H99ZM238 140H240V139H238ZM252 140V139H251ZM250 140V141H251ZM107 141V140H106ZM175 141H177V140H175ZM174 141V142H175ZM228 141V140H227ZM241 141V140H240ZM243 141V140H242ZM247 141V140H246ZM249 141V142H250ZM254 140H252L250 143H252ZM264 140H262V139H259V137H258V139H256V141H254V145H252V147H249V146H247L246 145V143L244 144V145H246L247 147H248V149H244L245 148V146L244 147H239L238 148V150L240 151V153L241 152H245V155L248 157V158H246V159H250V158H255V157H259L260 155H261V153L259 154V151H260V149H258L260 146L262 147V148H264V142H263ZM59 142V141H58ZM63 142H64V140H63ZM83 142V141H82ZM98 142V141H97ZM103 142V141H102ZM102 142H101V144H102ZM179 142V141H178ZM5 143V142H4ZM61 143H60V147H61ZM95 143V142H94ZM224 143V142H223ZM236 143V142H235ZM237 143H238V141H237ZM59 144V143H58ZM58 144H55L56 145V147H57V145ZM105 144V143H104ZM222 144V143H221ZM229 144L230 143H228V142H225L224 143V145L222 144L221 146V148L222 149H220V148H215L216 146H214V148L215 149H213V152L212 153H210V155L209 156H207L206 158H205V161H208V162H210L212 165H215L217 162V164H219V161H220V159L223 157V154L225 153L226 155H227V157H226V159L231 163L232 161H235L234 160V157H235V155L237 154L236 152H235V155L233 154L234 152V150L232 151V154L234 155V157L233 156H231L232 154L230 153V152H228L227 151V148H229ZM249 144V143H248ZM0 145H2V143H0ZM54 145V146H55ZM62 145H64V144H62ZM96 145V144H95ZM118 145V144H117ZM160 145V146H161ZM175 145V144H174ZM173 145V146H174ZM230 145H232V144H230ZM250 145V144H249ZM7 146H10V145H7ZM79 146V145H78ZM98 146V145H97ZM99 146H100V142H99ZM119 146V145H118ZM156 146V145H155ZM159 146V147H160ZM198 146V145H197ZM233 146V145H232ZM240 146V145H239ZM242 146V145H241ZM11 147V146H10ZM9 147V148H10ZM59 147V146H58ZM68 146H66V148H67ZM70 148L64 153V155H63V157L61 158V160H60V166H61V168L60 169H58L59 171H61L60 172V174H61V177H62V179H63V184H64V186H63V190H61V191H64L63 193L65 194V192L70 196H78V198H80V196H82V197H84V195L85 194H87L88 195V191H89V183H90V181H92V180H87V178H86V176L83 174V172H82V168H81V165L82 164H84V163H82V164H80V158L81 157H83L84 155H86V153H87V151H88V149H90L89 147H90V145H89V143H85L84 144V146L82 147V149L81 150H79L78 148H76V147H71V146H69ZM159 147H157V148H159ZM218 147V146H217ZM3 147L1 146V148H0V150L2 149ZM9 148H7V149H9ZM54 148V147H53ZM161 148V147H160ZM200 148V147H199ZM234 147H231V150L233 149ZM249 148H251V149H249ZM57 149V148H56ZM55 149V150H56ZM153 149V148H152ZM230 149V148H229ZM235 149H236V147H235ZM4 149H2L1 150V152L3 151ZM53 150V149H52ZM65 150V149H64ZM63 150V151H64ZM159 150V149H158ZM259 150V151H258ZM54 151V150H53ZM154 151V150H153ZM156 151H157V149H156ZM161 151V150H160ZM160 151H158V152H160ZM194 151V150H193ZM196 151V150H195ZM230 151V150H229ZM263 151V150H262ZM262 151H260V152H262ZM186 152V151H185ZM189 153H191V151H189ZM196 153V152H195ZM198 153V152H197ZM196 153V154H197ZM208 153V154H209ZM229 153H230V155H229ZM154 154H155V152H154ZM157 154V153H156ZM160 154V153H159ZM158 154V155H159ZM188 154V153H187ZM194 154V152H192V154L191 155H193ZM206 154H207V152H206ZM243 154V153H242ZM248 154V155H247ZM263 154V153H262ZM2 155V154H1ZM4 155H3V157H4ZM115 155V154H114ZM119 155V154H118ZM225 155V156H226ZM244 155V154H243ZM48 156V155H47ZM121 156V155H120ZM160 156V155H159ZM206 156V155H205ZM238 156V155H237ZM241 157H243L242 155H240ZM249 156H250V158H249ZM86 157H87V155H86ZM164 157V156H163ZM245 157V156H244ZM90 158V157H89ZM238 158V157H237ZM237 158H235V159H237ZM251 159V160H254V159ZM262 158V157H261ZM260 158V159H261ZM263 158H264V156H263ZM86 159V158H85ZM165 159V158H164ZM166 159V160H167ZM184 159H190L191 161H189V162H193L194 164L193 165H196L195 167H194V172L191 174L187 169V167H185V165H184ZM224 159V158H223ZM121 160V159H120ZM168 160H167V162H168ZM256 160V159H255ZM254 160V162L255 163H257V161H255ZM262 160V159H261ZM88 161V160H87ZM89 161H90V163H91V160L89 159ZM221 161H222V159H221ZM264 161V160H263ZM225 162V161H224ZM238 162V161H237ZM250 162V161H249ZM261 162V161H260ZM86 163V162H85ZM88 163V162H87ZM169 164H170V162H168ZM225 163H227V162H225ZM230 163H228V164H230ZM92 164V163H91ZM89 165V166H92V165ZM167 164V163H166ZM173 164V163H172ZM187 164H189V163H187ZM221 164V163H220ZM257 164H260L259 163V161H258V163ZM257 164H255V166L257 165ZM263 164V163H262ZM87 165V166H88ZM94 165V164H93ZM168 165V164H167ZM190 166L192 165V164H189ZM192 165V166H193ZM224 165V164H223ZM232 165H234L233 163H232ZM251 165H252V163H251ZM42 166V165H41ZM47 166V165H46ZM88 166V168H90ZM179 166V167H180ZM216 166V165H215ZM231 166V165H230ZM254 166V165H253ZM252 166V168L250 167V164H249V168H250V170L252 171L253 169H256V168H254ZM264 166V165H263ZM52 167V166H51ZM94 167V166H93ZM212 167V166H211ZM210 167V168H211ZM257 167V166H256ZM36 168H35V170H36ZM42 168H45V167H42ZM54 168V167H53ZM92 168V167H91ZM193 168V167H192ZM207 168V167H206ZM245 168V167H244ZM258 168L260 169V167L258 166ZM261 168H264V167H261ZM228 169V168H227ZM226 169V170H227ZM229 169H231V167L229 168ZM229 169H228V171H229ZM242 169H243V167H242ZM38 170V169H37ZM39 170H40V168H39ZM42 170V169H41ZM40 170V171H41ZM44 170V169H43ZM91 170V169H90ZM90 170H88L87 169V173H89L88 171H90ZM222 170H224V169H222ZM232 170V169H231ZM236 170V169H235ZM234 169H233V172L235 171ZM248 171H249V169H247ZM258 170V169H257ZM264 170V169H263ZM92 172H93V170H91ZM95 171V170H94ZM124 171V170H123ZM176 171H177V169H176ZM193 171V170H192ZM207 171V170H206ZM225 171V170H224ZM224 171H223V173H222V171H220V174H226V171H225V173H224ZM246 171V170H245ZM256 171V170H255ZM261 171H262V169H261ZM260 170H258V171H256L258 174H260V172H261ZM10 172V173H11ZM39 172V171H38ZM45 172V171H44ZM230 172H232V171H230ZM39 173H41V172H39ZM86 173V172H85ZM86 173V174H87ZM94 173V172H93ZM239 173V172H238ZM255 173V172H254ZM262 174L264 173V172H261ZM43 174V173H42ZM41 174V175H42ZM90 174H91V172H90ZM179 174V173H178ZM234 174H236L235 172H234ZM246 174V173H245ZM256 174V173H255ZM11 175V174H10ZM40 175V176H41ZM180 175V176H181ZM206 175H207V173H206ZM231 175H233V173H231ZM12 176V175H11ZM30 176V175H29ZM220 176H222V175H220ZM236 176V175H235ZM257 176V175H256ZM175 177V176H174ZM217 177V176H216ZM232 177V176H231ZM231 177L230 176H225V179H228V183L230 182V180H231ZM255 177V176H254ZM259 177H260V179H258V180H260L259 181V183H258V189H260V187H264V174L262 175V176H260L259 175ZM258 177V178H259ZM1 178V177H0ZM4 178V177H3ZM15 178V177H14ZM223 178H224V176H223ZM234 179H235V177H233ZM17 179V177L15 178V180ZM179 179H180V177H179ZM222 179V178H221ZM230 179V180H229ZM234 179H232V180H234ZM23 180H24V178H23ZM22 180V181H23ZM33 180V179H32ZM169 180H172V179H169ZM256 181H258L257 179H255ZM47 181V180H46ZM99 181V180H98ZM175 181V180H174ZM255 181V182H256ZM3 182V181H2ZM11 182V181H10ZM16 182V181H15ZM172 182V183H171ZM171 182H168V183H170V185L171 184H173V180L171 181ZM181 182V181H180ZM183 182V181H182ZM210 183H211V181H209ZM226 182V181H225ZM243 182V181H242ZM254 182V181H253ZM5 183V182H4ZM11 183H13V185H14V181L13 182H11ZM16 183H18V182H16ZM184 183V182H183ZM186 183V184H187ZM231 183H233V182H231ZM257 183V182H256ZM1 184V183H0ZM19 184V183H18ZM185 184V183H184ZM183 184V185H184ZM204 184V183H203ZM206 184V183H205ZM219 184V183H218ZM226 184V183H225ZM94 186V185H93ZM169 186V185H168ZM217 186V187H216ZM215 187L217 188V189H219L221 186H224V184L222 183L221 185H216ZM246 186H248V185H246ZM250 186V185H249ZM252 186V185H251ZM250 186V187H251ZM18 187V186H17ZM213 187V186H212ZM240 187V186H239ZM249 187V188H250ZM93 188V187H92ZM100 188V187H99ZM201 188H203V189H201ZM210 188V187H209ZM255 187H253V188H250V192L253 194V202L255 203V206H257V208L255 209V211H257L258 209H259V212L260 213H262V214H264V188L262 189L263 191L261 192V191H257L256 189H254ZM31 188H29V190H30ZM32 189L34 190V188H33V186H32ZM31 189V190H32ZM37 189V188H36ZM60 189H62L61 187H60ZM225 189V188H224ZM243 189V188H242ZM2 190V189H1ZM20 190V189H19ZM92 190V189H91ZM208 190V189H207ZM206 190V191H207ZM246 190V189H245ZM247 190H248V187H247ZM246 190V191H247ZM17 191V190H16ZM22 191H24V192H22V194L24 193V195L28 192V191H25L24 189L22 190ZM38 191V190H37ZM210 191L211 192H213V189L211 190L210 189ZM235 191V190H234ZM241 191V190H240ZM30 192V191H29ZM28 192V193H29ZM34 193L36 192L35 190L33 191ZM29 193V194H33L34 195V193ZM40 192V191H39ZM208 192V191H207ZM207 192H205V194L207 193ZM210 192V193H211ZM215 192V191H214ZM213 192V193H214ZM225 192V191H224ZM237 192V191H236ZM250 192H249V195H250ZM36 193H38V192H36ZM35 193V194H36ZM174 193H173V197L174 196H176V198H177V195H174ZM203 193V194H202ZM230 193V192H229ZM19 194V193H18ZM17 194V195H18ZM20 194H21V192H20ZM67 194H65V195H67ZM252 194H251V196H252ZM32 195V196H33ZM87 195H85V196H87ZM216 195V194H215ZM232 194H230V196H229V198H228V201H231L232 200V196H231ZM238 195V194H237ZM240 195V194H239ZM20 196H22V195H20ZM26 196V195H25ZM30 196V195H29ZM32 196H30L31 197V199H33V200H31V201H34V198H32ZM37 197H39L38 195H36ZM45 196V195H44ZM240 196H243V195H240ZM246 196V195H245ZM24 197V196H23ZM37 197H35L36 199H37ZM43 197V196H42ZM41 196L38 198V200H40V198H42ZM72 197V198H73ZM204 197V196H203ZM206 197V196H205ZM208 197V196H207ZM209 197H210V195H209ZM1 198V197H0ZM45 198V197H44ZM64 198V197H63ZM65 198H67V197H65ZM64 198V199H65ZM227 198V197H226ZM225 198V199H226ZM243 198V197H242ZM251 198V197H250ZM249 198V199H250ZM36 199H35V202H36ZM70 199V198H69ZM73 199H75V198H73ZM174 200L173 201H175V203H177L176 202V200H175V198H173ZM203 199V200H202ZM236 199V198H235ZM248 199V200H249ZM252 199V198H251ZM250 199V200H251ZM76 200V199H75ZM74 200V201H75ZM212 200V199H211ZM245 200V199H244ZM249 200V201H250ZM9 201V200H8ZM7 201V202H8ZM21 201V200H20ZM70 200H68V202H69ZM71 201H73L72 199H71ZM80 201V200H79ZM81 201H82V199H81ZM172 201V200H171ZM178 201V203H179V200H177ZM207 201V200H206ZM205 201V202H206ZM214 201V200H213ZM219 201H220V199H219ZM226 201V200H225ZM9 202H11V200L9 201ZM14 202V201H13ZM16 202V201H15ZM67 202V205L69 204ZM223 202V201H222ZM251 202H252V200H251ZM2 203V202H1ZM4 203H6V201H4ZM12 203V202H11ZM10 203V204H11ZM34 203V202H33ZM46 203V202H45ZM62 203V202H61ZM61 203H60V206H61ZM66 203V202H65ZM64 203V204H65ZM174 203V205L176 206V204ZM224 203V202H223ZM234 203H235V200H234ZM253 203V204H254ZM8 204V203H7ZM17 204H19V202L17 203ZM17 204H16V206H17ZM40 203L38 202V204L37 205H39ZM57 204V203H56ZM78 204H80V203H78ZM217 204V203H216ZM3 205V204H2ZM6 204H4V206H5ZM9 205V204H8ZM36 204L34 205V206H37ZM50 205H52L51 203H50ZM203 205H205L204 203H203ZM218 205V204H217ZM229 205V204H228ZM227 205V206H228ZM231 205H232V203H231ZM230 205V206H231ZM234 205V204H233ZM236 205H237V203H236ZM4 206H3V208H4ZM9 206H11V205H9ZM40 206H41V204H40ZM39 206V207H40ZM48 206V205H47ZM47 206H46V208H47ZM58 206V205H57ZM72 206V205H71ZM181 206V205H180ZM179 206V207H180ZM219 206V205H218ZM235 206V205H234ZM62 207V209H64V207L63 206H61ZM68 207H70V206H68ZM67 207V208H68ZM212 208H213V206H211ZM214 207L215 208H218L215 204H214ZM221 207V206H220ZM238 207V206H237ZM5 208H7V207H5ZM9 208V207H8ZM12 208H13V206H12ZM49 208V207H48ZM47 208V209H48ZM53 208H54V206H53ZM56 208V207H55ZM177 208V207H176ZM204 208V207H203ZM210 208V207H209ZM230 208V207H229ZM23 209V208H22ZM76 209V208H75ZM181 209V208H180ZM208 209V208H207ZM206 209V210H207ZM214 209V208H213ZM219 209V208H218ZM24 210V209H23ZM45 210V209H44ZM48 210H50V208L48 209ZM204 210H205V208H204ZM7 211V210H6ZM10 211V210H9ZM25 212H27V209H25L24 210ZM69 211V210H68ZM72 211V210H71ZM77 211V210H76ZM214 211H216V209H214ZM22 212V211H21ZM21 212H20V214L19 213H17V214H19V215H21ZM41 212H43V211H41ZM45 212V211H44ZM65 212V211H64ZM63 212V213H64ZM78 212H80V211H78ZM171 212V211H170ZM212 212V211H211ZM71 214H73V211L72 212H70ZM76 213V212H75ZM178 213V212H177ZM13 215H14V213H12ZM12 214H10V215H12ZM23 214V213H22ZM45 214H46V212H45ZM44 214V215H45ZM48 214V213H47ZM57 213L55 212V215H56ZM168 214V213H167ZM202 214V213H201ZM6 215V214H5ZM10 215H8V217L10 216ZM24 215H26L27 216V214H25L24 213ZM53 215V214H52ZM55 215H54V217H55ZM80 215V214H79ZM30 216V215H29ZM57 216V215H56ZM63 217L65 216V215H62ZM67 216V215H66ZM73 216V215H72ZM71 216V217H72ZM120 216V215H119ZM12 217V216H11ZM24 216L22 215V218H23ZM34 217V216H33ZM58 217V216H57ZM68 217V216H67ZM67 217H65V218H67ZM69 217H70V215H69ZM17 218V217H16ZM20 218H21V216H20ZM27 218H29V217H27ZM154 218V217H153ZM181 218H183V217H181ZM64 219V218H63ZM69 219V218H68ZM105 219V218H104ZM14 220V219H13ZM24 220H26L25 218H24ZM56 220V219H55ZM71 222L69 223L68 222V226H69V224H71V223H75L76 224V222H78V220H80L79 218H78V216H77V214L76 215H74L72 218H70L69 219ZM83 221H84V219H82ZM86 220V219H85ZM182 220V219H181ZM193 220V219H192ZM226 220V219H225ZM229 220V219H228ZM9 221V220H8ZM36 221V220H35ZM65 221H67V220H65ZM142 221V220H141ZM14 222H16V221H14ZM80 222H82V221H80ZM133 222V221H132ZM221 222V221H220ZM237 221H234V219L233 220H230V222H229V224L227 225L228 227H229V229L231 230H235L236 228H237V223H236ZM13 223V222H12ZM37 223H38V221H37ZM59 223V222H58ZM93 223H96V221L95 222H92V224ZM104 223V222H103ZM119 223V222H118ZM180 223H182V221H180ZM222 223V222H221ZM8 224H9V222H8ZM35 224H36V222H35ZM34 224V225H35ZM72 224V225H73ZM75 224H74V226H75ZM80 224L81 223H79V226H80ZM86 224V223H85ZM90 224V223H89ZM104 224H106V223H104ZM183 224H184V222H183ZM226 224V223H225ZM14 225V224H13ZM40 225V224H39ZM77 225V224H76ZM123 225V224H122ZM147 225V224H146ZM179 225V224H178ZM36 226V225H35ZM73 226V227H74ZM82 226V225H81ZM93 226V225H92ZM3 227V226H2ZM2 227H0V229L2 230L3 228ZM13 227V226H12ZM20 227V226H19ZM70 227V226H69ZM72 226L70 227V228H73ZM78 227V226H77ZM181 227V226H180ZM227 227V228H228ZM33 228H35L34 226H33ZM75 228H76V226H75ZM160 229V228H159ZM0 230V231H1ZM5 230V229H4ZM42 230V229H41ZM77 230V229H76ZM136 230V229H135ZM182 230V229H181ZM68 231V230H67ZM124 231V230H123ZM144 231V230H143ZM9 232V231H8ZM43 232V231H42ZM1 233V232H0ZM81 233V232H80ZM85 233V232H84ZM3 234V233H2ZM12 234V233H11ZM39 234V233H38ZM75 234V233H74ZM6 235V234H5ZM5 235H4V237H5ZM70 235V234H69ZM85 235V234H84ZM109 235V234H108ZM147 235V234H146ZM18 236V235H17ZM39 236V235H38ZM16 237V236H15ZM40 237V236H39ZM38 237V238H39ZM56 237V236H55ZM106 237H107V235L105 236V238H104V236H103V238L104 239H106ZM109 237L110 236H108V239L107 240H109ZM2 238H3V235H2ZM17 238V237H16ZM37 238V239H38ZM76 238V237H75ZM99 238V237H98ZM103 238H102V240H103ZM120 238V237H119ZM146 238V237H145ZM11 239H13L12 237H11ZM57 239V238H56ZM74 239V238H73ZM87 239V238H86ZM85 239V240H86ZM112 239V238H111ZM111 239H110V241H111ZM122 239V238H121ZM146 239H148V238H146ZM151 239V238H150ZM4 240V239H3ZM14 240V239H13ZM39 240V239H38ZM37 240V242H39ZM41 240V239H40ZM42 240H44V238L42 239ZM115 240V239H114ZM113 240V241H114ZM152 240V239H151ZM165 240V239H164ZM5 241V240H4ZM3 241V242H4ZM17 241V240H16ZM25 241V240H24ZM104 241V240H103ZM102 241V242H103ZM109 241V242H110ZM112 241V242H113ZM134 241V240H133ZM12 242V241H11ZM36 242V243H37ZM87 242H88V239H87ZM105 242V243H104ZM103 243L105 244V245H107L106 244V242L107 241H104ZM115 242V241H114ZM118 242V241H117ZM116 242V244H118ZM121 242V241H120ZM145 242V241H144ZM13 244H14V241L12 242ZM99 243V242H98ZM108 243V242H107ZM0 244H2V243H0ZM7 244L9 245L10 243H8L7 242ZM16 245H18L17 243H15ZM20 244V243H19ZM30 244H31V242H30ZM46 244H47V241H46ZM111 244V243H110ZM113 244V243H112ZM166 244V243H165ZM21 245V244H20ZM20 245H18V246H20ZM22 245H25V243H23ZM108 245H109V243H108ZM119 245V244H118ZM164 245V244H163ZM6 246V245H5ZM5 246H0V259H3L6 263H12V262H15V264L16 263H18V264H31L32 262H34V261H36V262H38L37 260H42V261H44V260H49L48 258H50V257H52V259L51 260H53L54 258H53V255L51 256V253L45 248V247H47V245L46 246H42V245H35V246H29V247H27V248H25V249H23L22 247H24V246H22L21 248L23 249V251L22 252H17V251H14L12 248H8L7 246L5 247ZM26 246H27V244H26ZM49 246H51L50 244H49ZM58 246V245H57ZM65 246V245H64ZM92 246V245H91ZM101 246V245H100ZM99 246V247H100ZM111 246V245H110ZM9 247H10V245H9ZM15 247V246H14ZM54 247V246H53ZM62 247V246H61ZM95 247V246H94ZM103 247V246H102ZM115 247H116V245H115ZM114 247V248H115ZM49 248V247H48ZM105 248V247H104ZM108 248V247H107ZM111 248H112V246H111ZM117 248V247H116ZM115 248V249H116ZM70 249V248H69ZM87 249V248H86ZM19 249H18V251H20ZM90 250V249H89ZM99 250V249H98ZM97 250V252H99ZM101 250V249H100ZM106 250V249H105ZM196 250V249H195ZM247 250V249H246ZM51 251H54V250H51ZM57 251V250H56ZM56 251H55V253H56ZM59 251L62 253V251L59 249ZM71 251V250H70ZM102 251V250H101ZM87 252V251H86ZM103 252H106V251H103ZM112 252H113V254L114 253H116V251H113L112 250ZM245 252V251H244ZM58 253L59 252H57L56 254L58 255ZM84 254H85V252H83ZM83 253H81V254H83ZM92 253V252H91ZM107 253V252H106ZM108 253H109V251H108ZM247 253V252H246ZM68 254V253H67ZM66 254V256H70L71 257V255H74L73 254V252H72V254L70 255V254H68L67 255ZM76 254V253H75ZM93 254V253H92ZM100 254V253H99ZM98 254V255H99ZM57 255L56 256H54L55 258L57 257ZM87 255V254H86ZM94 255V254H93ZM108 254H106V255H102L101 257L100 256H97V260H98V257H100L99 258V260H98V262L96 263L95 262V264H111V260L109 259V257L107 256ZM115 255V254H114ZM178 255V254H177ZM59 256H61L62 257V259H54L55 261H53L54 262V264H67V260H66V258L64 259L63 258V256L61 255V254H59ZM82 256H84V255H82ZM81 256V257H82ZM111 256V255H110ZM247 256V255H246ZM255 256V255H254ZM70 257H68V259L70 258ZM76 257H77V255H76ZM86 257V256H85ZM85 257H82V258H79V257H77V258H75V257H71L70 258V260H71V264H88V261H87V259L85 258ZM88 257V256H87ZM239 257V256H238ZM252 257V256H251ZM58 258V257H57ZM262 258H264V257H262ZM115 259V258H114ZM120 259V258H119ZM260 259V258H259ZM2 260V261H3ZM96 259H94L93 261H95ZM92 261V262H93ZM116 260H114V262H115ZM245 261V260H244ZM41 261H39V263H40ZM49 261H47V264H50V263H48ZM51 262V261H50ZM91 262V263H92ZM241 262V261H240ZM94 263V262H93ZM92 263V264H93ZM116 263V262H115ZM41 264V263H40ZM70 264V263H69ZM112 264H114V263H112Z\"/></svg>",
	"mask_w": 264,
	"mask_h": 264
}]
</instances>
